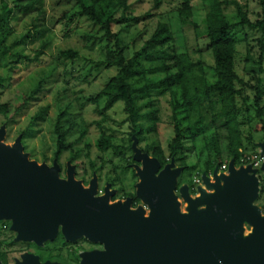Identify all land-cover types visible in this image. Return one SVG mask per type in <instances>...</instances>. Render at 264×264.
I'll return each instance as SVG.
<instances>
[{
    "label": "trees",
    "instance_id": "obj_1",
    "mask_svg": "<svg viewBox=\"0 0 264 264\" xmlns=\"http://www.w3.org/2000/svg\"><path fill=\"white\" fill-rule=\"evenodd\" d=\"M59 1L66 5L59 17H50L51 26L60 24L64 19L74 22L86 17L101 33L99 39L104 42L102 63L106 68L115 67L117 72L98 93L83 99L86 103H97L100 98H104V106L97 109L101 116L118 102L123 103L126 120L130 122L133 131L129 137V149L132 150L133 136L142 143L148 141L149 135L158 132L161 103L167 99L171 109L170 125L174 132L167 147L168 156L156 141L148 142L142 148L144 152L158 158L163 165L173 158L177 166L184 167L183 172L197 168L195 175L204 172L211 174L216 166L220 167L231 159L239 163L241 155L247 153L245 142L252 141V137L246 134L240 118L241 108L250 100L246 91L250 85L237 71V37L239 33H244L246 61H250L252 66L258 65L262 74L255 77L257 83L250 88L259 106L258 116L264 129V0H200L206 9L202 35L208 40L207 47L213 57V64L209 66L201 56H194L189 48L185 26L190 24L199 29L194 20L191 0H179L169 10H161L163 0H150L152 8L144 15L134 13L132 0ZM1 2L0 62L5 61L10 52H13V57L38 60L50 45L47 32L51 29L45 24V0ZM16 11L25 16L33 15L30 22L33 31L28 29L20 39L7 44L6 35L13 28L4 15ZM131 23L142 26L128 40L121 36L120 31L114 30L115 25ZM249 32L259 36L256 38L257 44L250 43ZM33 35L42 40V49L31 59L25 57L22 49L16 46L24 44ZM89 36L93 40L98 38L96 35ZM255 50L257 56H254ZM59 56L75 60L79 53L67 49L61 50ZM207 69L213 72V81L208 77ZM2 80L0 76V86ZM39 88L30 95L22 94V101L16 106L15 114L29 104ZM0 109L9 112L8 104L0 105ZM76 114L75 110L66 109L59 114L55 123V158L58 161L70 152L69 159L74 163L81 154L76 144L83 140L88 126L85 127L81 119L76 118ZM95 124L101 129L98 147L104 152L125 155L127 148L117 144L114 135L104 131L103 122L97 121ZM22 134L24 137L26 132ZM189 154L195 155V165L189 162ZM75 164L77 168L83 166L79 162ZM89 168L99 172L95 162H91ZM189 183L190 192L195 194L192 178ZM134 199L140 201L137 196Z\"/></svg>",
    "mask_w": 264,
    "mask_h": 264
},
{
    "label": "water",
    "instance_id": "obj_2",
    "mask_svg": "<svg viewBox=\"0 0 264 264\" xmlns=\"http://www.w3.org/2000/svg\"><path fill=\"white\" fill-rule=\"evenodd\" d=\"M6 127L0 128V181L11 205L1 212L13 217L19 237L42 243L61 228L67 240L85 237L104 245L103 251L85 252L81 264H264V214L255 204L260 192V169L236 167L229 161L227 173H202L203 185L193 196L187 183L176 191L184 167L175 160L165 165L144 152L133 136V160L140 181L132 200L110 203L109 184L97 196V175L85 187L68 163L61 177L58 160L52 167L29 160L22 135L13 145L5 143ZM264 155V141L258 143ZM24 206L25 208H21ZM27 207V208H26ZM23 210V211H22ZM30 220L23 223L21 214ZM34 220L32 224L31 220ZM24 224L23 226H19ZM246 225L251 231L246 234ZM40 264V263H38Z\"/></svg>",
    "mask_w": 264,
    "mask_h": 264
},
{
    "label": "rangeland",
    "instance_id": "obj_3",
    "mask_svg": "<svg viewBox=\"0 0 264 264\" xmlns=\"http://www.w3.org/2000/svg\"><path fill=\"white\" fill-rule=\"evenodd\" d=\"M9 3L12 0H5ZM164 5L161 10H169L175 7L179 0H163ZM193 5L194 20L198 23L199 29H195L192 25L185 26V32L188 37L189 48L196 57H202L207 65L213 64V57L207 47L208 40L203 37V23L206 16V9L200 0H191ZM134 13L136 15H144L152 8L150 0H132ZM66 5V4H65ZM64 4L59 0H45L46 21L45 24L51 29L47 32L50 38V45L44 50V55L38 60H30L21 58L20 56H12L10 52L5 57V61L0 62V76L3 78L0 86V105L8 104L9 112H3L0 109V127L5 125L6 138L5 143L13 145L16 138L26 132L23 138L25 152L29 157L39 162H52L55 157L56 134L54 131L55 123L59 114L66 109H73L77 112L76 118L81 119L84 126H88V132L83 140L76 144V149L81 150V154L77 161L71 163L70 152L65 153L61 161L66 165L70 162L83 164L82 176L88 182L93 176V170L89 165L95 162L99 168L96 172L99 179V189L102 190L105 183H116L118 187L120 183L117 178H122L123 186L126 192H136L137 183L140 178L136 174L134 165H128L132 162L134 152L129 149L130 134L133 132L128 122L127 114L124 111L122 102H118L112 109L108 110L104 116L100 115L97 109L104 106V98H100L97 103H86L83 99L85 96L98 93L108 82L110 77L117 72L115 67L106 68L102 63L104 60L103 47L104 42L99 39L101 33L98 27L84 17L74 22L68 19L60 21V24L51 26V16L59 17L62 13ZM256 9V5L252 3ZM104 8V5H101ZM259 10V9H257ZM3 11L2 2L0 0V12ZM10 14V13H9ZM12 25L13 31L7 33V44H12L16 39H20L31 27V17L25 16L18 11L10 15H4ZM66 24L68 26H66ZM142 24L137 26L134 23L130 25H115L114 30L120 31L121 36L125 39L133 37L141 28ZM199 33V35H198ZM89 35H96V40L90 39ZM27 39L24 44L16 46L22 49L25 57L34 59L41 47V39ZM253 32H249L250 43L257 44ZM237 44V71L239 75L250 85L257 83L255 77L261 74L258 65L252 66L250 61H246L247 50L246 42L243 41L244 33L238 34ZM140 44V43H139ZM73 49L79 53L75 60L61 58L59 52L61 50ZM16 50V49H15ZM256 51L254 56H257ZM7 62V64H5ZM12 67V68H11ZM207 75L211 81L215 79L213 72L207 69ZM247 87L246 91L250 96L249 103L241 108V121L243 129L247 135H251L252 141L245 142L248 153H259L261 149L258 143L264 141L263 123L258 116L259 106L255 103V99L251 88ZM40 87L34 98L20 112L15 114L16 106L22 101V94L32 93ZM262 113H264V99L262 102ZM43 109H46L43 111ZM171 109L167 103V99H163L161 103V119L158 126V132L148 136V141L138 142V146L142 149L148 142L156 141L164 149L168 156L167 147L173 137V128L170 125ZM264 118V114L262 115ZM97 121L103 122L104 131L114 135L117 144H123L125 155L115 154L111 151L104 152L98 147V140L101 136V129ZM132 145V144H131ZM189 162L196 164V157L189 154ZM103 166L101 169L100 167ZM113 167L119 170V173H113ZM126 167L124 171L122 168ZM260 169V168H259ZM197 168L189 172H183L180 175L178 189L176 191L181 202V210L186 212L187 203L183 201L179 195V187L185 184L189 175L192 179L196 176ZM260 178V192L255 204L262 210L264 214V174L262 170H258ZM81 180L80 176L76 177ZM121 182V181H120ZM98 189V190H99ZM100 190L97 194H100ZM140 205H143L140 202ZM149 209L146 205H143ZM251 231V227L246 225V234Z\"/></svg>",
    "mask_w": 264,
    "mask_h": 264
},
{
    "label": "flooded vegetation",
    "instance_id": "obj_4",
    "mask_svg": "<svg viewBox=\"0 0 264 264\" xmlns=\"http://www.w3.org/2000/svg\"><path fill=\"white\" fill-rule=\"evenodd\" d=\"M23 138L24 137L22 136V140ZM29 160L37 162L38 164L45 163L47 166L52 167L54 165V161L57 159L54 157V160L52 162H39L38 160L29 157ZM58 162L61 167L60 175L61 177L66 178L68 164L66 165L61 160ZM135 163L136 162L132 160V162H130L128 165H134ZM73 165L76 168V177L80 176L83 185L85 187H89L90 181L94 177V174H97L96 171H93V176L88 182L85 177H82L83 167L77 168L76 164ZM112 168L113 173H119L120 169L117 170L116 167ZM125 168L126 167H123L122 171H124ZM0 170L2 171L1 168ZM0 176H2V178L4 179L6 178V174H1ZM190 179L191 176L189 175L185 182L189 185V187ZM117 180H119L118 183H120L118 187L115 186L116 183L111 184L107 182L105 183L103 189L100 190V181L97 178V192L99 190L101 192L100 194H97V196L105 195V187L109 184V190L112 193L110 195V203L125 201L128 198H131L133 208H136L138 205H140L141 201L138 202L134 199L137 191L132 193L126 192L125 187L123 186L124 182L122 178L118 177ZM5 187L6 183H2L0 181V189H4ZM192 195L195 196L194 194ZM9 205L12 206L5 193L0 194V264H81L83 253L91 251H103L104 249V245L102 243L90 241L85 237H81L76 240H67L63 236L60 227L58 228V233L55 238H49L47 240H44L42 243H38L36 240H32L30 238H25L22 236L19 237V231L12 229L14 218L7 217L1 212L3 206L9 207ZM21 208L25 207L22 206ZM20 218H22L21 221L23 223H28L30 220V217L28 215L24 216L23 213L21 214ZM31 222L32 224L34 223L33 217ZM23 225L24 224L19 223V226Z\"/></svg>",
    "mask_w": 264,
    "mask_h": 264
},
{
    "label": "built area",
    "instance_id": "obj_5",
    "mask_svg": "<svg viewBox=\"0 0 264 264\" xmlns=\"http://www.w3.org/2000/svg\"><path fill=\"white\" fill-rule=\"evenodd\" d=\"M264 162V155H262L261 152L259 153H244L241 155L239 163H236V167H240V166H249L251 165L253 168L259 169L261 168L262 164ZM229 169V161L222 164L219 167L218 173H227ZM212 175V173L210 174ZM193 188L192 190L195 191V196L199 195L198 193V186L203 185V181H202V175L197 174L194 179H193Z\"/></svg>",
    "mask_w": 264,
    "mask_h": 264
}]
</instances>
